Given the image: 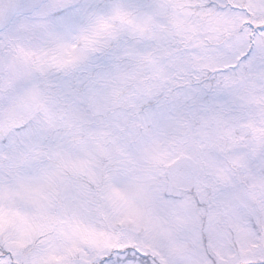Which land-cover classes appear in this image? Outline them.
I'll list each match as a JSON object with an SVG mask.
<instances>
[{
    "label": "snow or ice",
    "instance_id": "1",
    "mask_svg": "<svg viewBox=\"0 0 264 264\" xmlns=\"http://www.w3.org/2000/svg\"><path fill=\"white\" fill-rule=\"evenodd\" d=\"M0 264H264V0H0Z\"/></svg>",
    "mask_w": 264,
    "mask_h": 264
}]
</instances>
